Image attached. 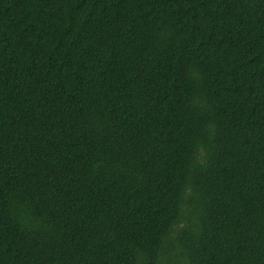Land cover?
Wrapping results in <instances>:
<instances>
[{
	"label": "trees",
	"instance_id": "1",
	"mask_svg": "<svg viewBox=\"0 0 264 264\" xmlns=\"http://www.w3.org/2000/svg\"><path fill=\"white\" fill-rule=\"evenodd\" d=\"M0 264H264V0H0Z\"/></svg>",
	"mask_w": 264,
	"mask_h": 264
}]
</instances>
